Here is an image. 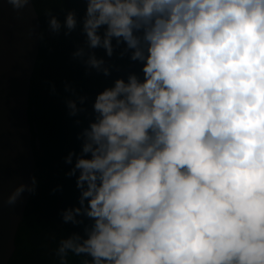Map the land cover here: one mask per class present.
I'll return each instance as SVG.
<instances>
[{
  "label": "clouds",
  "instance_id": "clouds-1",
  "mask_svg": "<svg viewBox=\"0 0 264 264\" xmlns=\"http://www.w3.org/2000/svg\"><path fill=\"white\" fill-rule=\"evenodd\" d=\"M84 2L79 22L47 11L52 33L82 23L74 59L109 76L93 50L110 58L123 44L143 78L129 73L96 95L79 153L64 158L79 197L60 215L82 231L61 238L54 258L264 264V0ZM7 3L20 11L31 0ZM87 100L67 99L69 116L87 113ZM38 184L32 176L7 203Z\"/></svg>",
  "mask_w": 264,
  "mask_h": 264
},
{
  "label": "trees",
  "instance_id": "trees-1",
  "mask_svg": "<svg viewBox=\"0 0 264 264\" xmlns=\"http://www.w3.org/2000/svg\"><path fill=\"white\" fill-rule=\"evenodd\" d=\"M31 1L40 28L38 53L29 85L27 119L35 160L34 176L39 184L36 193L30 194L8 264H59L58 258H54L59 240L82 231L71 223L65 224L60 215L63 209L78 205L79 197L75 177L65 175L72 165L66 164L64 158L70 151H80L81 143L77 135L92 119V108L88 106L91 91L100 93L107 87L100 85L96 70L86 69L72 56L78 47L86 46L82 23H78L77 29L69 36L64 35L66 29L63 27L56 35L49 29V17L45 15L51 10L63 25L67 12L75 11L78 22L82 21L86 9L84 0ZM93 51L97 58H103L110 64L116 63L117 59L120 65L132 62L130 53L121 56L114 52L109 58L103 48ZM65 84L75 89L76 96L88 97L85 105L87 113L69 116L65 101L76 96L65 90ZM53 85L55 92L52 91ZM77 119L81 121L80 125L76 124ZM86 259L90 258L76 257L71 253L68 256L69 264H82Z\"/></svg>",
  "mask_w": 264,
  "mask_h": 264
},
{
  "label": "water",
  "instance_id": "water-1",
  "mask_svg": "<svg viewBox=\"0 0 264 264\" xmlns=\"http://www.w3.org/2000/svg\"><path fill=\"white\" fill-rule=\"evenodd\" d=\"M37 12L31 1L20 11L0 0V264H8L30 193L15 205L8 196L31 183L35 160L27 119L28 92L39 46ZM38 147V139H35Z\"/></svg>",
  "mask_w": 264,
  "mask_h": 264
},
{
  "label": "flooded vegetation",
  "instance_id": "flooded-vegetation-1",
  "mask_svg": "<svg viewBox=\"0 0 264 264\" xmlns=\"http://www.w3.org/2000/svg\"><path fill=\"white\" fill-rule=\"evenodd\" d=\"M125 45L121 44L119 47L115 48V55L117 54H121V52H123ZM118 60H116V63H108L107 60L106 63L108 65H112V69H111V75L109 76H104L102 73H98V79H99V83L100 85H104L105 87H111L114 84V81L117 78H124L125 80L127 79V76L129 73H136L138 76H140V78H143V73L141 71L142 65L139 62H131L129 65H120L118 63ZM95 70V69H92ZM98 93L96 91H91L90 95H89V103L88 106L90 108H92V105L94 103L95 97Z\"/></svg>",
  "mask_w": 264,
  "mask_h": 264
}]
</instances>
